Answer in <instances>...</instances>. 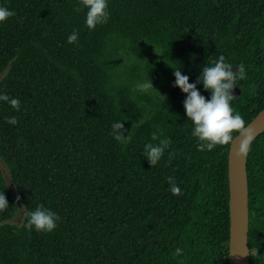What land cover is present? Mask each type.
<instances>
[{"label":"trees","instance_id":"1","mask_svg":"<svg viewBox=\"0 0 264 264\" xmlns=\"http://www.w3.org/2000/svg\"><path fill=\"white\" fill-rule=\"evenodd\" d=\"M0 6L15 13L0 23V93L21 101L0 103V264H229L231 143L197 150L173 71L193 83L220 55L243 63L232 106L248 126L264 110V0H109L95 30L79 0ZM150 79L156 90H135ZM154 132L171 144L153 167ZM248 175L251 264H264V133ZM37 205L59 215L53 232L24 227Z\"/></svg>","mask_w":264,"mask_h":264},{"label":"clouds","instance_id":"2","mask_svg":"<svg viewBox=\"0 0 264 264\" xmlns=\"http://www.w3.org/2000/svg\"><path fill=\"white\" fill-rule=\"evenodd\" d=\"M109 0H79V9L86 10L85 26L89 30H95L98 25L108 23L110 19ZM14 11L5 6H0V23H4L8 18L14 15ZM79 33L73 30L67 37V43L74 44L78 41ZM236 71H233V67ZM175 77L174 87H178L182 93L186 94L183 102L186 116L192 122L191 135L197 140V150L212 151L218 145H228L234 141V133H240L243 137L241 140L239 152L247 154L249 145L253 139L252 130L246 126L242 115L232 106V102L236 99L234 88L238 81L247 80V71L245 65L240 63L234 65L226 61L223 55L212 62L211 66L202 68L200 76L193 83H189V76L183 75L181 68L174 69ZM202 84L203 90L210 93V97L206 98L198 90L197 85ZM155 89L152 80H145L135 85V90L140 93H148ZM156 90V89H155ZM254 91V89H253ZM0 103H7L15 111L19 112L21 101L18 98L9 96L6 93H0ZM9 125H16L15 116L6 118ZM122 123L117 120L111 125V136L117 142L128 143L131 140L129 132ZM162 133L154 132L152 141L159 140V143H146L143 147V157L151 166H156L162 159L165 150L170 146L171 141L168 138L160 139ZM171 192L174 195L180 194V187L172 182ZM9 208L8 199L4 191H0V211ZM27 221L24 227L37 232H53L60 220L58 214L50 208L43 205H37L34 210L25 213ZM182 250L178 247L175 249L174 256H180Z\"/></svg>","mask_w":264,"mask_h":264},{"label":"water","instance_id":"3","mask_svg":"<svg viewBox=\"0 0 264 264\" xmlns=\"http://www.w3.org/2000/svg\"><path fill=\"white\" fill-rule=\"evenodd\" d=\"M239 93V90L235 87L234 94L238 95ZM247 127L253 133V139L247 154L239 152L241 140L243 139L240 134L234 138L229 152L231 217L229 264H251L248 159L253 143L264 133V110Z\"/></svg>","mask_w":264,"mask_h":264},{"label":"rangeland","instance_id":"4","mask_svg":"<svg viewBox=\"0 0 264 264\" xmlns=\"http://www.w3.org/2000/svg\"><path fill=\"white\" fill-rule=\"evenodd\" d=\"M1 168L5 171V177L8 179V183L10 184V180H9V177H8V174H7L5 167L2 165ZM18 223H21V221H18Z\"/></svg>","mask_w":264,"mask_h":264}]
</instances>
